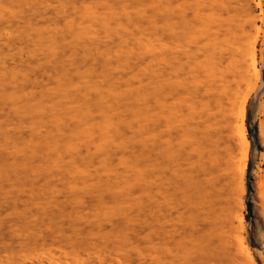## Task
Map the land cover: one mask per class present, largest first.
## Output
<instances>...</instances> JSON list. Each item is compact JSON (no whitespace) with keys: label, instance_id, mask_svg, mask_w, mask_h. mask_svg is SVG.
Returning <instances> with one entry per match:
<instances>
[{"label":"rangeland","instance_id":"374dc122","mask_svg":"<svg viewBox=\"0 0 264 264\" xmlns=\"http://www.w3.org/2000/svg\"><path fill=\"white\" fill-rule=\"evenodd\" d=\"M39 1L3 0L0 18V56L12 39L18 51L47 53L0 70L7 72L0 79V130L13 135L0 140V247L80 253L87 241L116 252L126 241L154 256L146 264H213L202 254L184 260L188 240L203 249L219 234L185 211L191 201L184 114L166 106L160 116L157 109L155 12L161 5L174 16L187 0ZM85 6L97 22L79 8ZM259 68L243 119L248 161L238 162L243 140L236 132L224 145L216 183L254 264L251 238L263 232L254 203L264 58ZM99 206L113 211V222H96Z\"/></svg>","mask_w":264,"mask_h":264},{"label":"bare ground","instance_id":"6f19581e","mask_svg":"<svg viewBox=\"0 0 264 264\" xmlns=\"http://www.w3.org/2000/svg\"><path fill=\"white\" fill-rule=\"evenodd\" d=\"M0 3L1 18L7 9L3 0ZM69 7L77 9L76 5ZM79 8L87 16L91 14V20L98 21L94 10L86 6ZM154 22L157 109L161 116L167 106L171 113L184 114L185 120L191 201L185 200V211H195L193 215L198 214L201 224L219 234L215 246L206 240L202 242L203 249L196 242L188 245V240L184 260L191 262L194 254H202L213 264H254L250 250L232 226V206L216 188V183L224 160V145L226 148L237 133L238 137L241 135L240 141L243 140L239 141L242 144L238 162L243 167L248 161L243 119L247 98L258 88L262 77L259 65L264 58V0H187L185 8L174 16L165 13L160 5ZM100 23L107 26L106 22ZM8 46V54L0 56V70L25 59L47 57L38 48L18 51L15 39ZM6 73L0 71V79ZM12 139V133L0 130V140L8 143ZM257 141L262 167L257 179L258 201L254 203V214L261 219L263 232L251 239L258 246L254 259L264 264V100L259 106ZM93 216L101 226L114 221L113 211L102 206ZM122 243L116 252H108L100 243L90 245L86 241L80 253L49 249L33 255L22 247L2 246L0 264H146L154 259L151 254L135 251L126 241ZM157 262L166 264L161 259Z\"/></svg>","mask_w":264,"mask_h":264}]
</instances>
